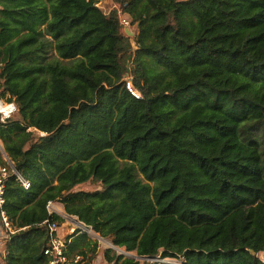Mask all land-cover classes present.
<instances>
[{
    "label": "trees",
    "instance_id": "16d2710c",
    "mask_svg": "<svg viewBox=\"0 0 264 264\" xmlns=\"http://www.w3.org/2000/svg\"><path fill=\"white\" fill-rule=\"evenodd\" d=\"M97 1L0 0L4 264H47L50 200L111 264H264V0Z\"/></svg>",
    "mask_w": 264,
    "mask_h": 264
},
{
    "label": "built area",
    "instance_id": "2783aa9c",
    "mask_svg": "<svg viewBox=\"0 0 264 264\" xmlns=\"http://www.w3.org/2000/svg\"><path fill=\"white\" fill-rule=\"evenodd\" d=\"M103 0H98L96 5L102 7ZM115 6V4L113 5ZM121 22L125 28H130V21L128 18L121 16ZM131 29V28H130ZM128 87L132 89V84L129 81ZM18 111V105L14 100H8L6 97H2L0 95V120L5 121L6 119L10 118ZM1 147V146H0ZM10 167H13L11 163L5 164L0 162V219L3 223L4 227V234H0V240H5L11 233L15 232L13 225L11 224L6 211L4 210L3 206L5 203V184L6 179L10 173ZM22 183L29 187L30 183L22 176H20ZM63 204L59 200H50L47 203V208L49 214H60L64 218L72 217L67 215L62 210ZM48 221V229H49V244L44 249V254L47 258V264H83L85 262V257L80 254H73L70 255L67 251L68 242L70 238L63 236L60 230V223L56 220H47ZM76 225L72 230V235L75 234L77 231L90 233L94 231L92 227L87 226L85 223L77 219Z\"/></svg>",
    "mask_w": 264,
    "mask_h": 264
},
{
    "label": "crops",
    "instance_id": "0c3cea01",
    "mask_svg": "<svg viewBox=\"0 0 264 264\" xmlns=\"http://www.w3.org/2000/svg\"><path fill=\"white\" fill-rule=\"evenodd\" d=\"M0 146H1V149L3 150V147H2V143L0 141ZM5 154V152H4ZM62 210L64 211V207L62 206ZM77 217L76 216H72V217H69V218H65V221L61 223L60 225V230L59 232L67 237V239L70 238V241L68 242V246H67V251L70 255H73V254H77L79 251L81 250H85L87 252L88 250V242L89 241H93V242H96L95 240H93L91 238V236L88 234V237H85L83 236L82 234L85 233V232H80V231H77L75 234L72 235V230L76 225V221H77ZM0 234H4V227H3V223L0 219ZM99 242H101L99 240ZM93 244V243H92ZM92 246V245H91ZM75 248V250H74ZM99 249H100V246L99 244H97L96 246V253H95V256L92 260H91V264H111V263H108L104 257V255H98L97 257V253H99ZM93 252H89L87 254V258H89L90 256H92ZM5 255V244H4V240H0V259L3 258ZM100 259L104 260L103 263L100 262Z\"/></svg>",
    "mask_w": 264,
    "mask_h": 264
},
{
    "label": "rangeland",
    "instance_id": "374dc122",
    "mask_svg": "<svg viewBox=\"0 0 264 264\" xmlns=\"http://www.w3.org/2000/svg\"><path fill=\"white\" fill-rule=\"evenodd\" d=\"M114 5V2L112 1H107V2H103L102 4V8L105 10V11H109L110 9H112ZM134 27H131V30L134 31ZM98 188H101L99 184H94L92 182H86L84 184H81V185H78L76 187V190H79V189H84V190H95V189H98ZM89 235L91 236V238L93 240H95L97 242V244H99L100 246V249H99V253H97V257L98 255H104V251L107 249V248H112V250L116 253H119V254H128V255H133V253L131 252H127L125 250V248H121L119 246H116L114 245L110 239L108 238H103L101 237L98 233H96L95 231H91L89 233ZM99 240L101 242H99ZM135 254V253H134ZM262 258H264V253H261L260 254ZM103 259L101 260L100 259V262L103 263ZM150 261L152 262H155V261H160L164 264H169V263H177L179 262L180 260L178 258H174V257H167V258H154V259H150ZM0 264H4L3 262V258L0 259Z\"/></svg>",
    "mask_w": 264,
    "mask_h": 264
},
{
    "label": "water",
    "instance_id": "95a60500",
    "mask_svg": "<svg viewBox=\"0 0 264 264\" xmlns=\"http://www.w3.org/2000/svg\"><path fill=\"white\" fill-rule=\"evenodd\" d=\"M125 30H126L127 34H129V35H134V32H133L130 28H125ZM11 164H12V166L14 167L13 163H11ZM40 257H41V254L38 255V256L35 258V260L38 262V259H39ZM142 258H144V259H151V258H148V257H142Z\"/></svg>",
    "mask_w": 264,
    "mask_h": 264
}]
</instances>
